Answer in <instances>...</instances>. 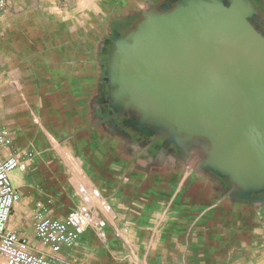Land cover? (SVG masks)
<instances>
[{
    "label": "crops",
    "instance_id": "obj_1",
    "mask_svg": "<svg viewBox=\"0 0 264 264\" xmlns=\"http://www.w3.org/2000/svg\"><path fill=\"white\" fill-rule=\"evenodd\" d=\"M45 3L54 4L50 0H6L0 15V125L12 134L13 152L82 150L88 144L98 158L96 167L100 165L105 173L94 177L85 171V183H73L85 184L79 194L82 199L80 189L85 188L92 205L97 199L93 191H98L112 213L100 217L106 221L104 238L93 222L73 249L50 253L35 236L37 204L52 199L50 215L64 219L82 201L78 198L67 205L62 192L49 189L48 181L36 184L32 170L26 173L34 164L35 173L41 167L40 159L35 161L34 157L26 172L12 173L21 199L8 228L26 239L32 249L50 254L58 264H235L236 257L247 264L256 260L264 264V250L258 248L256 233L233 231L237 224H243L241 215H251V207L204 208L206 199L219 196L210 186L212 177L218 183L221 179L206 168L205 159L189 155L195 173L173 175L168 171L182 165L170 155L164 154L157 163L149 161V150L138 156V141L122 130L116 117L106 115L109 108L117 116L113 100L103 108V87L109 85V77L102 44L93 47L91 33L77 31L69 14L43 12ZM81 156H76V161L84 171V152ZM105 158H110L111 164L108 160L103 164ZM115 161L117 172L106 173ZM91 163L90 168L94 166ZM161 168L164 172L151 173ZM199 168L210 176L200 177L196 172ZM164 186L175 188L165 191ZM57 188L62 191L63 186ZM239 196L251 203L256 197L264 198V192L242 191Z\"/></svg>",
    "mask_w": 264,
    "mask_h": 264
},
{
    "label": "water",
    "instance_id": "obj_2",
    "mask_svg": "<svg viewBox=\"0 0 264 264\" xmlns=\"http://www.w3.org/2000/svg\"><path fill=\"white\" fill-rule=\"evenodd\" d=\"M113 107L167 129L244 193L264 192V28L250 0H179L115 43Z\"/></svg>",
    "mask_w": 264,
    "mask_h": 264
},
{
    "label": "rangeland",
    "instance_id": "obj_3",
    "mask_svg": "<svg viewBox=\"0 0 264 264\" xmlns=\"http://www.w3.org/2000/svg\"><path fill=\"white\" fill-rule=\"evenodd\" d=\"M52 1V7L47 5L46 3L43 6V12L45 13H66L69 14L70 19H74L76 25H77V31L83 32V30H86V32L91 33V40H92V46H97L99 43H103L104 37L108 34L110 27H113L120 22L124 21L126 18H129L130 15H135L137 13L141 14V17L137 20L142 22L147 15L151 13H156L154 11V7L158 5L159 3H163L165 0H155V4L151 6L154 2L153 0H50ZM252 5L254 6L258 20L264 28V0H250ZM56 3V5H55ZM161 5V9H162ZM262 10V11H261ZM139 22V23H140ZM139 25V24H138ZM89 30V31H88ZM116 35V34H115ZM117 37V35H116ZM116 39V38H115ZM118 41V40H117ZM158 130V129H156ZM160 130V129H159ZM168 131V130H167ZM88 141V140H87ZM90 145V144H89ZM183 146L187 145L191 146V154L192 156H197L196 158L203 160L205 159V151L192 144H182ZM78 148V147H77ZM19 155L23 156L27 151H17ZM35 161L40 159V168L38 171L35 170L36 165L30 167V170L26 173H30L36 178V184L43 185L48 181L49 189L51 191H58L62 192V196L64 199V202H67V205L72 204L75 199L82 201L80 194H79V188L81 186H85V176L86 172L89 173V175H92L94 177L97 176H103L105 173V170L100 167V165H95V162H97V157L94 155V151L90 147H88V144H86L82 150L81 148L78 149H59V150H35ZM84 152V159L85 166L84 171H82L79 164H77V158L76 156H81V153ZM92 154V155H91ZM96 154V153H95ZM114 157L113 154H110ZM82 157V156H81ZM110 159V158H108ZM105 158L102 159V163H106L108 160ZM177 160V158H174ZM93 162V163H91ZM179 162L182 166L181 168H173V170L168 171L169 173H172L173 175L177 174H186V173H195V168L191 169V163L192 161L189 158L183 159L182 162L179 160ZM36 163V162H35ZM89 163L94 164L91 165V168L89 167ZM107 163L111 164L110 160L107 161ZM114 165L112 168H108L106 170V173L108 171L109 173H115L117 172L116 168V161L113 163ZM200 167V166H199ZM116 170V171H115ZM194 170V171H193ZM199 172L197 173L200 175H208L205 170H201L200 168L197 169ZM39 172V176H38ZM122 172V171H121ZM147 171H145L146 173ZM163 168L161 169H153L151 173L158 174L162 173ZM168 173L167 171H165ZM13 173L19 174V171H15ZM144 173V171H142ZM36 174V176H35ZM215 175V174H212ZM210 175H208L209 177ZM38 178V181H37ZM214 182L211 186L215 190V194H219L218 198H210L206 199L204 201V208H214L219 209L220 207L228 206V205H234L237 207H251V215H241V218H245L243 224H237L235 229L233 231L237 233H246L256 235L259 237L258 239V246L261 247V249L264 250V198L262 197H256V199H252L251 203H245L243 198L239 196L241 195L242 189L238 185H234L231 183L228 179L227 187H224L223 180H220L218 183L216 181V178L213 176ZM222 179V178H221ZM62 180L63 182H60ZM74 180H83L84 183L74 185ZM38 182V183H37ZM62 185L63 188L62 191H59L60 189L57 188L59 185ZM39 185V186H40ZM168 185V183H166ZM163 189H166L165 191L174 190L171 188L168 190L166 186L162 187ZM228 190L231 192L229 193ZM172 192V191H171ZM224 198V201L222 200ZM226 200V201H225ZM92 205V211H93V217L100 218L102 215L103 217H108L105 215V213L102 211V209L99 206L98 200H93ZM83 202V201H82ZM247 202V201H246ZM96 210V211H94ZM236 217L239 216V213L237 212ZM239 217V218H240ZM248 218V219H247ZM102 219V218H101ZM238 222V220H237ZM77 245V244H76ZM238 261L235 264H247L245 261L241 260ZM264 258V256H262ZM258 259V258H257ZM255 264H263L261 261H253ZM0 264H4L3 259L0 257ZM221 264V262H220Z\"/></svg>",
    "mask_w": 264,
    "mask_h": 264
},
{
    "label": "built area",
    "instance_id": "obj_4",
    "mask_svg": "<svg viewBox=\"0 0 264 264\" xmlns=\"http://www.w3.org/2000/svg\"><path fill=\"white\" fill-rule=\"evenodd\" d=\"M6 8V0H0V15ZM13 137L7 127L0 125V255L6 264H58L45 251L32 249L26 239L8 228L15 205L21 196L12 182V173L15 171L26 172L35 154L26 152L23 156L13 149ZM82 204L67 214L64 219H57L50 215L49 208L52 199L45 203H38L33 216L35 236L43 247L50 253H58L63 249H73L81 235L91 223H95L101 230L100 236L105 237L104 227L106 221L94 218L91 203V194L80 189ZM93 196L99 201V206L104 213H112L109 203L100 193L93 191Z\"/></svg>",
    "mask_w": 264,
    "mask_h": 264
},
{
    "label": "flooded vegetation",
    "instance_id": "obj_5",
    "mask_svg": "<svg viewBox=\"0 0 264 264\" xmlns=\"http://www.w3.org/2000/svg\"><path fill=\"white\" fill-rule=\"evenodd\" d=\"M153 6L155 4V0H153ZM179 0H165L163 3H159L154 7V11L156 12H162L161 5H167V6H175ZM262 11V10H261ZM141 17L140 13H137L135 15H130L129 18H126L124 21L120 22L119 24L110 27V30L108 34L104 37V40L102 41V47H103V54H104V63H105V69L108 71L109 65L111 63V58L113 57V52L115 48V43L117 40L125 37L127 34L132 32L139 24L140 21L137 22V20ZM117 34L116 39H114V35ZM104 95H103V108H107V106L112 102L110 95L112 92V88L110 85H104ZM106 115L108 118L112 116V118H115L117 120V124L122 128V130L125 133H128L130 135H133L135 138L134 141H138L139 143V154L138 156L141 158L146 154V152L149 150L152 152V154L149 156L152 163H157L159 160L163 159V156L170 155V158H177L176 161L182 162L183 159L187 158L191 154V146L182 144H176L171 140V136L168 133L167 129L163 130H156L153 126H151L149 123H145L142 130L137 128V126L140 124L138 122V115L135 111L127 108H120L118 109L117 116H115V112L107 108ZM134 117L137 119H134ZM110 121V119H108ZM169 140V141H168ZM166 142V144H165ZM175 160V159H174ZM174 162V161H173ZM223 180L224 187H227L228 180L226 179H220Z\"/></svg>",
    "mask_w": 264,
    "mask_h": 264
}]
</instances>
